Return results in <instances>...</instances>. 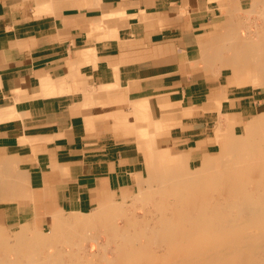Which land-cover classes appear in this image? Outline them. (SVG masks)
<instances>
[{
    "label": "crops",
    "instance_id": "crops-1",
    "mask_svg": "<svg viewBox=\"0 0 264 264\" xmlns=\"http://www.w3.org/2000/svg\"><path fill=\"white\" fill-rule=\"evenodd\" d=\"M88 1L54 0L38 15L0 0L5 229L84 213L126 192L144 161L165 155L144 138L152 121L155 132L161 119L184 123L192 119L183 112L196 118L202 108L245 115L244 130L264 112V86L235 87L231 74L217 79L225 70L206 69L202 54L223 29L240 30L254 0ZM205 139L194 148L213 145Z\"/></svg>",
    "mask_w": 264,
    "mask_h": 264
},
{
    "label": "bare ground",
    "instance_id": "bare-ground-1",
    "mask_svg": "<svg viewBox=\"0 0 264 264\" xmlns=\"http://www.w3.org/2000/svg\"><path fill=\"white\" fill-rule=\"evenodd\" d=\"M34 1L37 12L54 7V0ZM247 13L261 18L256 30L242 34L230 25L201 53L206 69H224L236 83L243 73L256 88L264 86V0H254ZM244 116L218 117L224 131L204 165L187 167L170 147L160 160L151 155L145 186L131 194L132 210L123 197L70 220L52 216L46 231L27 224L0 232V264H264V120L244 123L242 131ZM176 121L161 119L155 132Z\"/></svg>",
    "mask_w": 264,
    "mask_h": 264
},
{
    "label": "rangeland",
    "instance_id": "rangeland-1",
    "mask_svg": "<svg viewBox=\"0 0 264 264\" xmlns=\"http://www.w3.org/2000/svg\"><path fill=\"white\" fill-rule=\"evenodd\" d=\"M15 1L18 2L17 3L18 6H16V7L25 9L28 12L31 11V12L37 13L38 15L46 13V11H44L42 9L37 12V6H36L34 0H15ZM90 2H91V0H90ZM252 2H246L245 3L246 7H244V9H246V10L244 11V13L246 14V18H245V21H244L243 28H245L246 31L241 27L240 28V32L242 34H246V33H248V31L253 32L254 30H252V29H255V27L253 26L254 24L255 25L256 24L261 25V22H260L261 18H259V16L257 17V15H254L252 17L253 14L252 15H248L249 12L247 13V11L252 6ZM89 5H90V3H88V7H89ZM262 21H263L262 25H264V18H262ZM249 22L251 23V25H250ZM246 25H247V28L249 26L248 29L246 28ZM242 31H244V32H242ZM229 74H230L229 72L223 71L222 75L218 74V76H216V77H217V79L220 78V79L224 80V79H227ZM240 74L238 75V78H239L240 82H237V83L238 84H242L243 86L244 85H248V84L251 85V81H250L249 77L245 76V74H243V73H240ZM237 91H238L239 94H241L245 90L242 91L240 89H237ZM215 109H217V107ZM262 110H264V109H262ZM262 110L259 109V111H262ZM230 113H232V112H230ZM221 114L222 113H220V112L219 113L216 112V113H213V114H207V113L203 114L202 108H200L199 111H198V116L197 117H196V112H195V117H196L195 119L196 120L194 119L193 121H190V122L189 121H186V122L184 121V123L181 122L179 125L175 126V128L168 129L167 131H160L159 133L157 131L156 132L153 131L154 128H153V121H152L151 124H150L151 129L145 130L146 133H148V131H149L148 134H150L151 137L146 134V136L144 138H149V137L151 139L153 138L152 141L154 142V144L151 147H153V148L155 147L154 149L163 148V147H165V148L166 147H170V150L173 151L174 153H176V154H185V156L187 158L192 159L193 162H197L201 158H208L212 152H217L218 151V146L216 144L217 143V139H218V135L224 131V128L223 129L222 128L218 129V122H219L220 118H222L224 116L223 114L222 115ZM254 114L257 115V113H254ZM258 114L260 115V117H256L255 119L252 118L250 120L251 121H255V122L260 121V120H264V112H260ZM185 115L191 116V113L190 112H183L181 114V117L182 116L186 117ZM248 115H250V114H248ZM218 117H220V118H218ZM221 127H222V125H221ZM242 131H244V130H242ZM141 133L143 134V132H141ZM143 135H145V134H143ZM205 137H206V139L202 143H206V142L207 143H213V145L212 144H210L209 146L204 145V146H202L199 149L194 148L195 144H196V141H198V140H200L202 138H205ZM245 139H246V137H241L238 140H240V141L243 140L244 141ZM140 140H142V137H141ZM192 145H194V146H192ZM139 150L144 155L145 148L142 146V143L139 144ZM204 151H206V152L203 153ZM142 168H144V170H145L144 174H141L142 176L141 175L136 176L134 178V182L132 183V185L130 186V188L126 192L124 191L122 193H119L117 196H115L113 198V200H120L121 198L125 197V202H127L125 205L129 209L131 208V210L133 208L132 205H131V203H132L131 194L132 193L134 194L137 191V189H136L137 186L136 185L139 184V186L140 185H142V187L145 186V183H143L145 181L144 178H146L145 174H146V169H147L145 161H144V165H143ZM137 180H139V182ZM96 206H94V207H96ZM89 211H91V210H89ZM89 211L84 212V214L89 213ZM56 213H59V212H56ZM60 213H61V215H63L64 219H66V220L72 219L74 215L83 216V213L82 214L75 213V212H73V213H62V212H60ZM137 213H141L140 210H137ZM50 221L47 224L32 223V224H30V227H32L33 224H36L37 226H39V229H41V230L44 229L46 231V230H48V228L50 226ZM18 228L19 227L12 228V229L11 228L10 229H5L4 226L0 223V230H1L0 232L12 233V232L16 231ZM87 246L89 247L90 252H95V250H96L95 245H92V243H87Z\"/></svg>",
    "mask_w": 264,
    "mask_h": 264
}]
</instances>
